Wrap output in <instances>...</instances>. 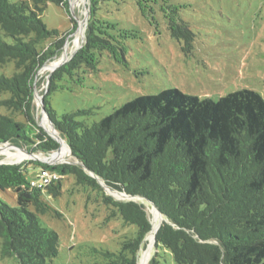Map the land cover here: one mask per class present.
Segmentation results:
<instances>
[{
    "label": "trees",
    "instance_id": "1",
    "mask_svg": "<svg viewBox=\"0 0 264 264\" xmlns=\"http://www.w3.org/2000/svg\"><path fill=\"white\" fill-rule=\"evenodd\" d=\"M124 2L88 0L81 48L48 82L37 79L34 87L38 71L59 54L76 29L72 16L70 31L60 34L48 29L43 12L54 3L70 14L69 0H0V67L14 63L11 76L0 74V144L45 154L58 149L59 143L37 117L35 89L47 83L42 109L48 124H53L79 162L30 161L60 176L44 190L31 185L26 163L0 164V191L12 190L17 204L0 200L3 254L16 256L19 264H48L58 255L59 236L40 224L39 215L59 214L43 193L58 196L61 180L72 175L77 186L96 191L107 218L137 229L120 252H105L106 261L100 264H139L151 221L144 203L114 199L98 179L112 190L152 202L163 214L165 220L155 234L157 251L148 264H160V249L175 264H264V98L260 93L241 88L213 99L171 87L138 95L89 124L76 118L89 110L58 116L52 108L50 96L64 87L61 81L82 84L86 75L98 71L102 56L127 64V41L136 32L113 33L117 24L104 17ZM131 2L145 17L158 4L157 0ZM176 12L174 7L172 13ZM170 18L171 35L183 39V49L192 48L195 34L188 23Z\"/></svg>",
    "mask_w": 264,
    "mask_h": 264
},
{
    "label": "rangeland",
    "instance_id": "2",
    "mask_svg": "<svg viewBox=\"0 0 264 264\" xmlns=\"http://www.w3.org/2000/svg\"><path fill=\"white\" fill-rule=\"evenodd\" d=\"M166 1L168 4L157 0L155 12L146 17L131 0H125L120 7L112 8V12L104 15L117 24L113 33L119 29L136 32V36L127 41V64L102 56L98 71L86 75L82 84H75L69 79L61 81L64 87L50 96L51 106L58 116L89 110V114L76 116L78 120L89 124L138 95L158 94L171 87L184 93L213 99L237 89L249 88L264 98V0ZM69 5L72 6L70 14L64 7L54 3H48L43 12L42 20L48 29H55L60 34L72 29L71 16L76 22V29L66 37L63 49L45 64L62 57L66 45L78 33L79 24L83 27L85 25L88 0H69ZM174 7L177 14L172 13ZM171 16L187 22L194 32L192 48L183 49V39L178 40L171 35ZM82 40L83 36L80 34V44L70 46L69 56L80 48ZM43 67L38 71L37 79H46L49 74L50 71H42ZM13 72V62H9L4 68L0 67V74L11 76ZM46 85L44 83L39 89L36 88L40 95L45 91ZM35 102L40 125L47 128L40 103ZM45 122L48 124L47 120ZM8 144L14 146L12 143ZM0 145L6 147L4 144ZM19 148L33 154L35 158L25 153L16 162L8 153L0 152V164L26 163V176L29 180L37 177L40 171V167L34 166L30 161L42 162L44 157H53L57 151L50 155L27 150L22 146ZM64 162L68 161L57 160L56 164ZM112 197L127 200L125 197ZM43 199L60 214L51 212L39 215L40 224L56 231L59 236L58 255L48 264L104 263L105 252H120L124 241L136 234V226L125 224L120 219L107 218L106 208L97 198L96 191L77 186L72 175L63 177L58 196L44 191ZM134 199L137 201V198ZM0 200L10 206L17 205L12 190L0 191ZM144 205L153 222L152 207L147 203ZM146 242L147 238L143 247ZM152 250L151 246L149 255ZM160 256V264H175L172 256L163 249H160ZM0 264H19L16 256L3 254L1 240Z\"/></svg>",
    "mask_w": 264,
    "mask_h": 264
},
{
    "label": "bare ground",
    "instance_id": "3",
    "mask_svg": "<svg viewBox=\"0 0 264 264\" xmlns=\"http://www.w3.org/2000/svg\"><path fill=\"white\" fill-rule=\"evenodd\" d=\"M80 34H82V36H83V28H82V24L81 23L79 24L78 33L73 37L71 43H68L66 45V48L63 51V56L60 57L58 60L56 59V60H54L53 62H51L49 64H45L44 67H43V69H42V71H51V70L54 69L55 66H57L58 64H60L66 58H68L70 46L72 44H74V46L80 44V41H79ZM35 90H36V99L35 100L37 101V103H39V100H40V96L41 95L37 92V89H35ZM40 107H41V105H40ZM41 113H43L42 112V108H41ZM44 116L45 115H43V121H44V124L47 126L46 129L53 136L57 137L58 134H56V133L53 132L50 124H46L45 121L47 120V118L44 119ZM5 146L6 147H3L2 145H0V152H6V153H8L10 156L14 157V160L16 162L17 161L19 162L23 158V156H25V153L26 152H25L24 149L19 148V147H16V146H12V145H10L8 143ZM70 156H71V154H70L69 148L63 142V144L56 151V153H55V155L53 157H44L45 159H43V160L55 161L56 162L57 160H63L64 159L65 161H68V162L79 163L76 159H74V157H71L70 158ZM7 161H9V160H7ZM108 190H109V193L110 194H113L116 198H124L125 197L123 195V192L118 193L115 190L114 191L111 190L110 188ZM135 198H137V201H139L140 203H147V204H149V206L152 207V210L151 211L153 212V222H151V231L149 232V234L147 236L146 246L141 248L140 254H139V264H148V261H149L151 255H152V253L154 252V245H155V241H154V238L155 237H154V235H155L156 229L158 228V226H159L160 222L162 221L163 217L159 214V212L156 209V207L153 204H151L148 200H146V199H144L142 197H135ZM151 246L153 247V250H152L151 254L149 255V253H150L149 251H150Z\"/></svg>",
    "mask_w": 264,
    "mask_h": 264
},
{
    "label": "water",
    "instance_id": "4",
    "mask_svg": "<svg viewBox=\"0 0 264 264\" xmlns=\"http://www.w3.org/2000/svg\"><path fill=\"white\" fill-rule=\"evenodd\" d=\"M72 7V6H71ZM70 7V8H71ZM72 9V8H71ZM88 12H89V6H87V12H86V14H85V24H86V21H87V17H88ZM82 28H83V41H84V32H85V25H84V27L82 26ZM82 46V45H81ZM81 46H80V48H81ZM79 48V49H80ZM78 50V49H77ZM76 50V51H77ZM76 51H74L68 58H66L64 61H62L60 64H58L57 66H55L54 67V69L53 70H51L50 72H49V74L47 75V77H46V80H47V82H48V79H49V77H50V75L58 68V67H60L61 65H63L64 63H66L74 54H75V52ZM45 65V64H44ZM43 65V66H44ZM36 82H37V76H36V79H35V82H34V87H36ZM34 96H35V99H36V90H35V93H34ZM39 103H40V105H41V108L43 107V95H41L40 96V100H39ZM42 112L44 113V110L42 109ZM39 124H40V122H39ZM50 126H51V128H52V130H53V132L54 133H56V134H58V136L57 137H55V136H53L45 127H43L45 130H46V132L51 136V137H53L58 143H59V147H58V149L60 148V146L63 144V142H64V144L69 148V151L71 152V149H70V147L68 146V144L65 142V140L59 135V133L57 132V130L55 129V127L53 126V124L52 123H50ZM7 143V142H6ZM5 144V143H4ZM57 149V150H58ZM25 152L27 153V154H29V155H31L32 156V158H35L34 157V155L33 154H31V153H29L28 151H26L25 150ZM50 155H52V153L50 154ZM43 163H47V164H51V165H54V164H56V162L54 161H47V160H43L42 161ZM64 163H72V162H64ZM1 164H3V163H1ZM4 164H14V163H4ZM83 168L91 175V176H93V177H96L90 170H88L86 167H84L83 166ZM98 181H99V183H100V185L103 187V189H104V191L106 192V194H110L109 193V188H108V186L102 181V180H100V179H98ZM116 192H118V193H121V192H119V191H117V190H115ZM111 195V194H110ZM123 195L126 197V199L127 200H120V201H129V200H133V201H135L134 200V198L135 197H139V196H134V195H129V194H126V193H123ZM111 196H113V195H111ZM151 204H153L152 202H150ZM154 205V204H153ZM155 206V205H154ZM156 207V206H155ZM156 209L158 210V212H159V214L163 217V219H162V221L163 220H165V218H164V216H163V214L159 211V209L156 207ZM162 221L160 222V224H159V226H158V228L156 229V232H157V230L159 229V227H160V225H161V223H162ZM151 231V230H150ZM156 232H155V234H156ZM149 234V233H148ZM148 234L145 236V238H144V241H145V239L147 238V236H148ZM154 237H155V235H154ZM154 241H156L155 240V238H154ZM157 251V246L156 245H154V252H156ZM153 252V253H154ZM153 255V254H152ZM151 255V256H152ZM151 258V257H150ZM150 260V259H149Z\"/></svg>",
    "mask_w": 264,
    "mask_h": 264
},
{
    "label": "built area",
    "instance_id": "5",
    "mask_svg": "<svg viewBox=\"0 0 264 264\" xmlns=\"http://www.w3.org/2000/svg\"><path fill=\"white\" fill-rule=\"evenodd\" d=\"M59 177L56 171L40 169L37 178L31 180V185L44 190L47 185L56 182Z\"/></svg>",
    "mask_w": 264,
    "mask_h": 264
}]
</instances>
